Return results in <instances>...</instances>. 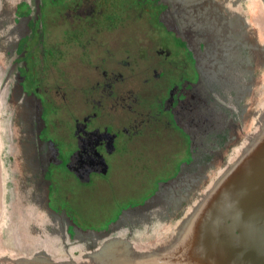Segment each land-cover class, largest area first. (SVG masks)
I'll return each instance as SVG.
<instances>
[{
	"label": "flooded vegetation",
	"instance_id": "flooded-vegetation-1",
	"mask_svg": "<svg viewBox=\"0 0 264 264\" xmlns=\"http://www.w3.org/2000/svg\"><path fill=\"white\" fill-rule=\"evenodd\" d=\"M62 1L66 4L63 7ZM162 3L160 0H0V70L5 71L7 81L4 100L9 101L11 108L25 112L27 126L34 128L32 147L37 151L29 152L33 161L28 162L30 168L25 173H31L38 165L41 174L23 179L20 192L24 206L21 204L19 210L16 205L23 228L34 233L30 245L53 250L55 233H63L68 241L75 237L80 242L97 239L99 233L116 223L122 211L142 204L156 192L160 182L140 200L134 196L121 197L117 189L118 185L130 183L132 191L140 194L134 179L141 170H146L134 154L140 152V145L147 146L145 139L161 136L170 142L172 135H176L173 144L178 143V137L184 141L188 136L184 122L195 121L187 116L202 114L194 106L189 111L186 109L188 102L197 98L193 91L196 83L200 87L199 65L179 41V51L172 53L168 49L173 33L165 24L167 8ZM129 9L133 15L128 18ZM133 17L137 25L128 32ZM64 20L69 25V29L63 30L68 33L63 34L65 43L78 45L80 50L90 47L83 36L86 29L78 32L81 31L78 25L99 28L100 53L115 56L114 64L113 61L108 64L100 54L99 59H89L91 63L98 62L92 70L81 66L91 73L88 86L83 88H78L79 83L69 76L71 68L68 75H57L56 61L66 50L61 42L55 43L53 31ZM140 21H146L143 29L148 32H139ZM121 25L126 27L114 32ZM129 54H133L132 59L128 58ZM133 78L145 86L130 88ZM120 86L124 89L117 93L115 89ZM4 107L5 116H14L6 119L7 127H18L21 114L12 115L11 109ZM124 158L132 169L128 173L125 167L117 182L109 181L105 188L111 212L118 209L115 214L100 212L101 207L107 206L104 199L86 197L87 192L77 203L71 187L62 192L57 187L59 177L72 178L77 182L75 186L90 184L103 175L108 179L114 163ZM148 164L150 160L145 163L147 167ZM12 206L9 215H13ZM41 213L43 218H37ZM19 228L17 224L15 229L19 231Z\"/></svg>",
	"mask_w": 264,
	"mask_h": 264
},
{
	"label": "water",
	"instance_id": "water-1",
	"mask_svg": "<svg viewBox=\"0 0 264 264\" xmlns=\"http://www.w3.org/2000/svg\"><path fill=\"white\" fill-rule=\"evenodd\" d=\"M164 3L169 8L173 7L172 0H165ZM254 6L258 10L256 16L250 15ZM214 12L223 22L207 21L204 25L209 30V34L204 35V41L210 43L211 56L208 57L210 60L203 58L202 68L199 67L201 93L195 89L193 92L197 98L188 102L190 105L186 107L189 111L190 106H194L196 112L201 110L202 114L187 116L194 117L195 121L184 122L196 150L191 153L189 163L180 167L182 175L178 177L177 173L172 180L169 179V183L163 187L159 185L157 191L143 202L140 211L136 210L137 206L122 211L116 223L99 233L97 239L80 242L75 237L73 242L78 247L72 258L6 255L7 258L0 256V264H264V0H227L225 6L220 5ZM189 14L194 17L197 15ZM230 16L232 20L229 23L237 21L238 25L229 32L225 24ZM172 20L176 24V17ZM243 29L248 30L253 45L263 52L258 61L262 66L253 69L248 60L246 69H239L240 76L237 73L233 75L234 79L240 81L237 86L228 81L222 84L225 76L219 79L218 72L213 68L220 69L227 60L230 63L239 62L238 52L226 50L225 37H237ZM177 30L185 36L181 29ZM258 80L260 83L256 87ZM202 98H206L207 103ZM4 105L11 109L12 115L20 111L19 108H11L9 101L3 99V106L0 101V203L4 175L19 192L22 185L18 177L24 179L41 175L38 165L31 173H25V169L30 168L28 162L33 161L30 154L27 158L22 157L21 161L18 159L20 156L12 157L13 146L27 124L18 116L20 125L8 128L6 119L14 116H5ZM244 121V127L231 131L230 127L240 126V122L243 124ZM224 145H228V149L221 151L224 153L221 164L196 187L195 192L191 193L192 198L181 211L166 223L163 220L165 206L179 200L180 195L183 197L191 189L188 184L192 175L190 171L207 163L203 159L205 155L211 156ZM33 151H37L35 146ZM38 161L41 163L39 158ZM21 170L23 172L19 173ZM14 208L17 219L12 213L9 215L10 211L8 215L13 220L12 225L16 226L20 222L16 206ZM43 215L41 213L37 218H43ZM4 216L7 213L4 214L0 207V223H3ZM6 223L11 225L8 221ZM154 228H160L163 236L145 244L139 242L140 239L144 241L143 238L152 233ZM120 232L125 234V238L112 240L111 244L114 245L110 247L87 248L101 236L111 238ZM32 233L25 236L21 234V239L30 242ZM65 236L55 233L54 247L55 244L60 247L53 250L67 248L71 244ZM14 238L13 235L12 241ZM49 250L52 251V247Z\"/></svg>",
	"mask_w": 264,
	"mask_h": 264
},
{
	"label": "rangeland",
	"instance_id": "rangeland-1",
	"mask_svg": "<svg viewBox=\"0 0 264 264\" xmlns=\"http://www.w3.org/2000/svg\"><path fill=\"white\" fill-rule=\"evenodd\" d=\"M181 3H183L184 6ZM187 3H190V5H188ZM226 3H227V0H216V1H212V0H172L173 7L171 8H169L166 5V3H164L163 5H165L167 8L166 12L164 13L165 24L167 25L168 30L173 33L172 35H170L171 40L168 43V49H170L172 53L179 51L180 49L177 43V41H179L181 44L186 46V48L192 54L193 59L196 61L199 67H201V60H203V58H207L208 60H210V58H208L209 56H211V52L209 53V51L211 50L210 43L207 41L206 42L204 41L205 40L204 35H208L209 30H206L204 25L207 21L214 22V23L223 22V21H220V19L218 18V16H216L214 11H216V9L220 7V5L222 7L225 6ZM60 5L63 7L66 4L64 1H62ZM57 10H59V8H57ZM257 12L258 10L254 6V9L252 8L250 15L253 14V16H256ZM189 13H197V15L194 17V16H190ZM132 15H133L132 11L129 9L127 17L128 18L132 17ZM232 16L228 17L226 21L227 23L225 24L227 26V31L229 32L233 31L236 25H238L237 21H232L231 23H229L232 20ZM173 17H176V24H177L176 28L178 27L179 29H181V31L185 34V36L181 33H178V30H177L178 28L177 29L175 28L176 24L172 20ZM135 21L136 20H134V17L130 20L128 32H132L133 28L137 25V24H134ZM145 23L146 21L144 22L140 21L139 32H141V34H142V31L144 33L148 32L147 30L143 29L144 25H146ZM58 26L59 28L53 31L54 37L56 38L55 43L61 42V44H64V48L66 51H65L64 56L61 55L60 60L56 61L57 75L58 77H62L64 74L68 75L70 72L68 68H71V74H69V76L74 77L75 83H79L78 88H83L82 86H88L87 78L90 79L91 73L85 70H92L93 65L98 64L97 61H93L91 63L89 59L90 58L99 59L100 57L101 53L99 50V46H101L102 44L101 42L102 35L100 34L101 31L99 28L97 30L95 27L86 28L87 26L78 25V27L81 30L78 32H82L84 28L86 29L83 31V36H84L85 41L90 45V47H88L87 45L86 48H83L80 50L78 45H72L71 42L65 43L63 40V38L65 37L63 34H68L67 32H63L64 29H69L68 22L64 20L61 23H59ZM125 27L126 25L118 26V28L114 30V32L122 31ZM77 30L78 28L76 27V31ZM225 41L227 43V46H226L227 51L239 53V62L236 64L234 61L230 63V61L227 60V62H225L224 64L220 66V69H217V68H213V69L218 72L219 79H222L223 75L225 76V79L222 81V84L228 81L232 85L237 86L240 83V81L234 79L233 75L236 76V73H237V75L240 76L239 69L242 67L246 69L248 60L250 62L249 65L253 67V69H255L254 67H257V68L261 67L262 65L258 61L259 59L262 58L263 52H261L258 48H256L255 45H253L252 43L253 40L251 41V38L249 36V32L247 29H243L241 31V34L237 37H233V35L231 36L227 35L225 37ZM189 45L197 49L198 52H194L192 48L189 47ZM103 55L104 54H101V56ZM122 55L125 56V53ZM104 56H105L104 60L107 59L106 62L108 64H109V61H113L112 64L115 63V56L113 54L104 55ZM119 58H122V57H119ZM128 58L132 59L133 54L132 55L129 54ZM81 66L84 67L85 70ZM157 68H160V67L158 66L156 67V69ZM2 69L0 71V101L3 106V99L5 97V93L7 89V81L4 78L5 71ZM73 70L77 71L76 74L72 73ZM196 70L199 72L198 68H196ZM82 72H85V73H82ZM227 77L229 78L227 79ZM133 80L135 81L134 83H131L130 88L135 89L137 88V85L145 86L144 84H138V81L135 78H133ZM259 83H260L259 80L255 83L256 87L259 85ZM126 85L128 86L127 83ZM118 88L120 89L118 90ZM195 88L197 91L201 93V88L199 87V83H196ZM123 89L124 88L120 86V87H117L115 90L117 91V93H119ZM216 89L217 91H219L218 88ZM242 90H245V89H242ZM202 100L203 102L207 103L206 98L205 99L202 98ZM209 104L210 103H208V105ZM19 114H21L20 116L24 120H26L27 116H25L26 114L25 112L19 111ZM245 124H246V121H244L243 124H241L240 122V126H233V127H230V129L232 132H234L235 129H238L239 127L242 128L245 126ZM0 125H1V121H0ZM33 132H34V128H30L28 125L26 129L18 135V139L16 140L15 145L13 146V149H12L13 151L12 157L20 156L18 157L20 161L22 160V157L23 158L28 157L29 152L33 150L32 140L33 138H35V136L32 135ZM171 138L172 140H170V142H168V139L166 137H161V136H155L151 139H145V142H147V146L144 147L140 145L141 146V149L139 148L140 152L137 151L134 154V157L137 159V161L141 163V167L145 168L146 170L144 172L143 170H141L140 176L134 179V185L136 188H138V191L140 194H138L136 190L134 192L132 191V187H133L132 184L123 183L122 185H118L117 187V189L120 191L121 197L127 198L130 196H134L135 198H139L140 200L144 198L152 190H154L157 182H160L157 185V189H158L159 185L160 187H163L164 184L169 183L170 180H172L171 178L175 177L177 173H178V177L182 175V171H179L180 167L183 164L185 165L189 163L190 161L189 159H191L189 156V153L191 155V153H193L196 150V147L195 145L192 146L194 141H191L190 143V139H192L190 135H188L184 141L180 140V137H178L177 144H173L174 140L177 139L176 135H172ZM186 139H189V142L186 141ZM188 143H189V150H188ZM156 145H164V147L156 146ZM145 148L147 149L144 150ZM226 149H228V145L219 147L209 157L205 155L203 159L204 161L207 160V163L204 162V165L203 166L201 165L197 170L190 171V174L192 175L189 178L188 184L190 185L191 189L188 192V194L184 195L183 197L182 195H180L178 197L179 200L176 199L172 201L170 204H168L167 206H165V210L163 211V214H164L163 220H165L166 223H169L172 217L176 216L181 211L185 203L189 199L192 198L191 193L195 192L196 187L199 184H202L205 181V179L210 175V173H212L215 170L214 168H217L221 164V162L223 161V157H224V153H222L221 151L226 150ZM149 160H150V164H148V167H147L145 163H148ZM125 167H127L126 169L129 170L128 173L132 169V166L129 165L127 158L120 159L114 163L113 169L111 173L108 175V179L105 178L106 175H103V176H99L95 178L90 184H86L82 186H79V185L75 186L77 182L73 180L72 178L71 180H69L66 177H59V179H57L58 180L57 187L59 188L61 192L64 188L71 187V190H72L71 192L74 195L73 200H75L77 203L83 198V195L87 192L88 193L86 194V197L95 198V199H98L97 197H99L100 199H104L107 206L101 207L100 212L105 213V215L107 213L111 214L112 212L113 214H115V212H117L118 209L116 211L112 210L111 212V208L109 207L111 206V202H110L109 197L106 194L105 188L108 187L109 181L111 183L117 182L119 175L124 174L122 172L125 170ZM22 172L23 171L21 170L19 173H22ZM4 174H6L5 171H4ZM8 179L9 178H7V175H4V178L2 179L3 192L1 196L2 198L1 207H2V211H4V214L7 213L8 217L4 216L2 219L3 223H0L2 225V226L0 225V230H1L0 231L1 232L0 233V256H3V258H7L6 255L9 257H23V258H46V257L72 258L74 257L76 255L75 250L77 249L78 244L73 242V239H71V244L67 248L55 249L52 251L45 250L46 246L41 245V247H39L37 244L30 245V242L26 241L27 239L26 240L21 239L20 234L15 229V225H12L13 220L8 215V211L13 205L12 206L13 215L16 216V210L14 206L16 205L19 206L17 208L20 210L21 204L22 206H24V197L23 195L22 196L20 195V192L17 189V187L13 186L14 187L13 188L11 186L12 184L11 182L8 181ZM18 179L21 185L24 186L23 178L18 177ZM89 191H95V193L92 194ZM19 195L21 197L17 198ZM16 198L17 200H15ZM142 204H137L138 205L136 208L137 211H140L139 208L142 206ZM97 212L98 211H96L95 213ZM16 219H17V216H16ZM6 220L11 225H8L6 223L7 222ZM22 221L23 219L20 218L19 216V222H20L18 224V226L20 225L19 231L24 236L27 234L29 235L31 232L23 228L24 224H22ZM13 235L15 236V238L12 241L11 238L13 237ZM31 236L33 237L34 233H32ZM161 236H163V234L160 231V228L159 229L154 228V231L152 233H149L146 238L142 237L144 241H141L140 239L139 242H141L142 244H145V243L154 241L160 238ZM9 237L11 238L9 239ZM120 238H125V234H121L120 232L111 238H104V236H101L100 239L95 244L88 245L87 248L89 250H93L97 248L98 246L102 248L110 247L114 245V244H111L112 240L114 239L120 240ZM55 247L59 248L60 245L55 244Z\"/></svg>",
	"mask_w": 264,
	"mask_h": 264
}]
</instances>
